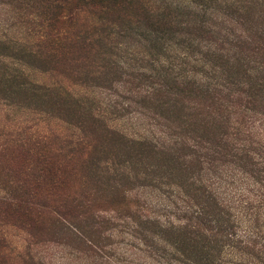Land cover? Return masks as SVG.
<instances>
[{
	"label": "rangeland",
	"instance_id": "374dc122",
	"mask_svg": "<svg viewBox=\"0 0 264 264\" xmlns=\"http://www.w3.org/2000/svg\"><path fill=\"white\" fill-rule=\"evenodd\" d=\"M164 1L0 0V264L252 250L249 210L242 224L214 206L207 178L237 171L264 193V0ZM172 63L212 85L185 90ZM160 131L178 144H159ZM171 201L181 219L161 207Z\"/></svg>",
	"mask_w": 264,
	"mask_h": 264
},
{
	"label": "trees",
	"instance_id": "16d2710c",
	"mask_svg": "<svg viewBox=\"0 0 264 264\" xmlns=\"http://www.w3.org/2000/svg\"><path fill=\"white\" fill-rule=\"evenodd\" d=\"M165 3H168V1H164ZM170 2V1H169ZM171 4L174 5V1L170 2ZM177 8H183V2L182 0H179V3H175ZM59 9H62L61 5L56 6ZM187 8H190V6H187ZM63 10L59 11V14L62 13ZM57 20L53 21L51 20L50 24L53 22H57ZM224 22H226L225 20H223ZM203 22V23H202ZM200 23H202L200 26L201 27H205L206 22L201 21ZM60 33V32H58ZM208 33V32H207ZM239 39L243 37L242 34H239L237 36ZM245 42H248V39H244ZM260 52V51H259ZM177 67H179V65L172 63L170 66V69L168 70L169 73L168 75L170 76V79L175 82V83H179L182 84L186 87L185 90H187L188 88L192 89L195 87L199 88V87H203V86H207L209 87L210 84L212 85V83L207 82V80L205 81V79L202 78H197L195 81L191 80V81H183V73L182 72H178L177 71ZM220 81V80H219ZM233 82L231 81H226L224 84H220L223 87H227L229 86V84H231ZM216 85H220L215 83ZM227 89V88H225ZM195 92V91H192ZM238 92H242V90L238 91ZM250 130V126L248 125ZM247 130V131H248ZM153 136V137H152ZM152 138H154L155 141H158L159 144H161L164 147H169L171 145H176L178 144V135L175 133L167 132V131H160L159 134H152ZM150 136H145L144 141L149 140ZM263 142H264V135H263ZM232 180V181H231ZM234 180V181H233ZM207 181L209 182L208 187L210 188L212 194L210 195L211 200L213 202V205L217 204L219 205V209L221 208H226L228 207L230 208H235L238 210V212L240 211V216L236 215V219L237 217H239L238 221L242 222L243 224V218H244V211L245 210H249V213L245 214L247 215L246 218H244V220L246 221L248 219L249 223L252 222V225H248V229H246L247 231H245V235H242V240L241 242L245 243V244H249L248 246H251L252 250L246 254H243V251L238 250V252H236L234 255L235 257L233 258H228L225 255H221L218 253L217 255V251L215 250V256L213 257L212 260L210 261H206V262H191L192 264H264V231L258 226V221L260 220V218L258 217L259 215V211L264 209V193L261 192V189L256 186L259 185L258 182L256 181L254 176H245L243 178L239 177L237 175V171H232V170H221V172H219L218 174L216 172L213 173L212 176H209L207 178ZM260 183V182H259ZM9 201V202H8ZM169 201H170V197H169ZM6 202L8 207L10 209H17L18 204L17 203H12L11 200H7ZM160 204H164L163 207L164 210H167L168 213L170 215H173L174 217H176L177 219H181L179 217V214L182 213V210L185 208L184 206L178 204L176 201H171V202H161ZM214 205V206H215ZM156 206H160V205H156ZM178 213V214H177ZM184 217H187L189 220H193L195 219L196 221V225L194 226L197 230H195L194 232H197V234H200L201 232H203V227L206 226H200L201 223H203V220L201 219V213H199L198 211L194 210L193 214H190V211L185 210L184 212ZM198 215V216H197ZM178 216V217H177ZM264 217V216H263ZM208 231H210V228H206ZM235 248V246H232ZM258 250L257 252H254V250ZM172 254V257L169 258L168 264H171V261H175L174 264H190V263H186V261H184L181 257L178 258L176 256H174V252L170 251ZM184 255H186V252H183ZM252 253H256V254H252ZM263 257V258H262ZM162 264V263H161Z\"/></svg>",
	"mask_w": 264,
	"mask_h": 264
}]
</instances>
